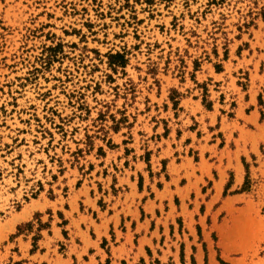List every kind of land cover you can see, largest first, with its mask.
<instances>
[{
  "label": "rangeland",
  "instance_id": "obj_1",
  "mask_svg": "<svg viewBox=\"0 0 264 264\" xmlns=\"http://www.w3.org/2000/svg\"><path fill=\"white\" fill-rule=\"evenodd\" d=\"M0 264H264V0H0Z\"/></svg>",
  "mask_w": 264,
  "mask_h": 264
},
{
  "label": "bare ground",
  "instance_id": "obj_2",
  "mask_svg": "<svg viewBox=\"0 0 264 264\" xmlns=\"http://www.w3.org/2000/svg\"><path fill=\"white\" fill-rule=\"evenodd\" d=\"M33 208H35V205L31 206L27 210H25L24 213L22 215H20L18 218H24L29 213V211L32 210Z\"/></svg>",
  "mask_w": 264,
  "mask_h": 264
},
{
  "label": "trees",
  "instance_id": "obj_3",
  "mask_svg": "<svg viewBox=\"0 0 264 264\" xmlns=\"http://www.w3.org/2000/svg\"><path fill=\"white\" fill-rule=\"evenodd\" d=\"M121 57V56H120ZM122 59H123V57H122ZM119 63H124V61L122 60L121 62H119Z\"/></svg>",
  "mask_w": 264,
  "mask_h": 264
}]
</instances>
